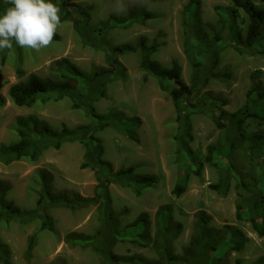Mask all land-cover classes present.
<instances>
[{
    "label": "rangeland",
    "instance_id": "obj_1",
    "mask_svg": "<svg viewBox=\"0 0 264 264\" xmlns=\"http://www.w3.org/2000/svg\"><path fill=\"white\" fill-rule=\"evenodd\" d=\"M2 1L4 0H0V3ZM72 2L88 10L90 26L95 29L103 28L109 15L118 18L133 13L150 15L151 19L146 21L134 20L126 26L119 24L113 28H103L100 38L113 45L136 46L144 41L147 47H154L155 51L148 58L160 68L179 66L185 83L190 87L196 86L198 98L203 96L201 98L211 111L221 108L231 113L241 108L247 91L252 87L250 75L254 72H260L255 82L264 87V57L261 55L239 54L231 47L222 48L218 43V49L221 50L216 55L215 66L211 64L209 57L202 55L203 57L197 58L202 62L201 67L212 74L208 82L203 83L195 79L196 69L184 54V43L188 38L193 43L197 42L196 32L205 35L209 41L215 39L221 29V20L215 8L230 6L229 0H196L192 5L190 0H143V3L140 0H125L128 10L122 15L110 11L114 0ZM254 3L264 9L263 0H254ZM75 17V12H70L69 18L61 22L62 27L57 32L60 40L52 42L50 47L39 53L22 48L23 78L16 76V51L8 53L5 64L0 66V95L5 98V104L0 107V146L18 140L15 128L19 117L35 116L56 131L63 127L73 129L89 124L85 109H71V94L75 92H68L58 101H48L45 104L37 102L31 108L14 106L7 95L12 85L24 81L29 74L62 84L56 70V65L62 58L68 59L86 75L107 68L101 51L81 43L72 26ZM185 23H192L196 28L192 25L195 29L190 27L189 32L185 33ZM245 25L246 17L240 12L237 26L244 32ZM118 59L126 69L127 79L123 82H109L106 95L95 100L94 107L102 114L113 109L128 118H139V141H130L114 127L105 128L94 133V136L101 141L102 158L111 164L113 172L134 167V176H153L156 182L144 186L139 195L133 193L129 186L119 183L120 181L109 184L111 208L121 227L144 218L148 222L151 240L146 247L141 243L117 242L113 252L123 257L139 256L152 264H161L162 257L157 248L153 247L152 240H155L157 234V212L168 208L171 216L169 228L172 231L169 239L175 256H182L190 248L192 239L196 237L199 219L204 217L207 227L221 230L225 226H232L246 238L239 253H227V257L218 259L216 264H252L258 258H264V237L254 233L245 217L243 220L235 217L238 196L234 180L228 194L222 198L208 188L209 184L218 180L217 172L205 166L200 177L189 178L185 191L179 197L171 193L179 164L174 139L177 125L171 99L167 93L159 90L153 77L146 76L139 69L137 55L125 54ZM223 101L225 104L222 105ZM191 123V148L205 154L206 147L218 139L219 132L209 117L203 114H193ZM258 130L259 125L255 122L246 124L247 138ZM82 155L83 148L78 143L66 142L59 150L49 148L43 151L36 162L22 159L8 166L0 164V190H4L5 201L23 210H33L42 193L43 174H48L46 178L56 196L67 199L93 197L96 191L94 172L80 168ZM236 155L234 159L222 164L232 166L235 173L248 184L253 166L241 152ZM255 172L260 174L258 168ZM255 199H250L248 203L242 202L245 205L244 216H247ZM45 208L53 220L54 232L42 231L39 220L20 224L3 216L0 222V242L10 250L11 264H102L89 248H71L63 243V237L71 232L93 235L101 229L97 206L67 209L46 204ZM137 224L138 229H141L142 225ZM32 235L33 249L28 253Z\"/></svg>",
    "mask_w": 264,
    "mask_h": 264
},
{
    "label": "trees",
    "instance_id": "obj_2",
    "mask_svg": "<svg viewBox=\"0 0 264 264\" xmlns=\"http://www.w3.org/2000/svg\"><path fill=\"white\" fill-rule=\"evenodd\" d=\"M73 0H52L60 8L61 22L69 18L70 12H75L76 17L72 26L81 43L89 48L97 49L103 53L107 68L99 69L91 75H86L68 59L62 58L57 63V73L63 81L62 84L50 80H42L35 74H29L24 81L12 85L8 89V98L18 108H31L37 102L47 103L64 98L68 92L71 94V109H85L89 124L77 126L73 129L63 127L56 131L49 127L44 121L35 116L19 117L16 120L15 133L17 141L8 145L0 146V164L8 166L22 159L36 162L42 152L52 148L59 150L66 142H76L83 148L80 168L90 169L94 172L96 182L95 194L91 198L77 197L67 199L56 196L51 188L50 181L46 178L48 174L41 176L42 193L39 195L33 210H23L5 201L4 190H0V222L5 215L8 219L20 224H27L34 220L40 221L42 231L54 232L53 220L47 213L45 205L51 207H64L74 209L77 207L97 206L101 219V229L93 235L71 232L63 237V243L69 247L79 246L89 248L101 261L102 264H152L139 256L123 257L113 252L117 242H129L131 244H143L145 247L150 243L148 222L142 218L132 224L121 227L119 219L111 208L109 184L112 181L129 186L133 193L139 195L144 186L156 182V178L149 175H135V168L129 167L113 172L109 162L102 158L103 147L101 141L94 136L108 127H114L121 131L130 141H139L138 129L139 118H128L117 110H109L107 113H98L94 107L97 99L104 98L107 84L112 81H125L127 72L118 57L125 54L138 56V67L146 75L157 81L159 90L168 94L171 99L177 133L175 136L176 158L179 161L176 175L177 179L171 193L179 197L186 189L187 182L191 176L200 177L205 166L217 172L218 180L208 185V188L220 197L224 198L231 189L232 181H235V189L238 196L235 217L237 220L247 219L254 233L264 237V87L256 84V78L260 72L250 75L253 81L252 87L246 93L244 105L234 112H228L221 108L211 111L201 97L198 98L196 86H188L182 78L179 66L170 68L156 66L148 57L155 48L147 47L144 41L136 46L131 44L113 45L100 38L103 28H113L119 24L126 26L134 20L146 21L151 19L150 15L142 13L128 14L123 18L109 15L106 24L101 29L90 26V15L86 8L79 7ZM264 1V0H263ZM230 6L216 7L221 20V29L212 41L205 35L195 33L197 42L189 39L184 43V54L196 69V78L207 83L212 75L205 67L199 57H209L213 66L216 65L218 43L222 48L231 47L239 54L261 55L264 57V9L258 7L254 0H229ZM196 0H190V5ZM10 5L5 0L0 3V11ZM242 12L246 17V29L242 32L237 26V21ZM193 22V21H192ZM185 33L195 25L187 24ZM194 27H193V26ZM196 28V27H195ZM194 28V29H195ZM206 39V40H205ZM60 36L56 34L53 42H58ZM13 50L17 53L15 71L17 78L25 76L22 70V48L13 41ZM8 52L0 50V66L7 60ZM206 59V58H205ZM208 64V60L206 59ZM201 63V64H200ZM206 64V63H205ZM203 68V69H202ZM215 75V74H214ZM221 78V77H220ZM79 89V90H78ZM5 104V98L0 95V107ZM225 102H222V105ZM203 114L219 132L218 139L206 147L203 154L199 150H193L191 117L193 114ZM255 122L260 130L246 136V124ZM239 152L246 157L247 162L253 166L252 174L248 176L250 182L247 184L235 173L232 166L225 161L234 159ZM223 163V164H222ZM256 168L260 174H256ZM121 178V180H118ZM255 199L247 216L244 212V204L250 199ZM157 234L153 241L162 257L161 264H216L217 260L227 257V253H239L246 241L245 236L232 226H225L221 230L207 227L204 217L199 219L196 226V237L192 239L191 246L182 256H175L171 250L169 236L170 211L168 208L161 209L156 216ZM142 225L138 229V224ZM175 230V229H174ZM175 232V231H174ZM34 236H30L28 253L33 249ZM140 244V245H141ZM0 264H11V253L8 247L0 242ZM223 264V263H222ZM252 264H264V258H258Z\"/></svg>",
    "mask_w": 264,
    "mask_h": 264
},
{
    "label": "clouds",
    "instance_id": "obj_3",
    "mask_svg": "<svg viewBox=\"0 0 264 264\" xmlns=\"http://www.w3.org/2000/svg\"><path fill=\"white\" fill-rule=\"evenodd\" d=\"M5 3L10 6L0 14V50L10 54L13 41L34 53L51 46L62 27L60 8L52 0H5ZM127 10L125 0H114L110 8L116 15Z\"/></svg>",
    "mask_w": 264,
    "mask_h": 264
}]
</instances>
